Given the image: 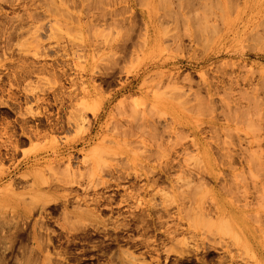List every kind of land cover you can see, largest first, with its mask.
Here are the masks:
<instances>
[{"label": "rangeland", "instance_id": "obj_1", "mask_svg": "<svg viewBox=\"0 0 264 264\" xmlns=\"http://www.w3.org/2000/svg\"><path fill=\"white\" fill-rule=\"evenodd\" d=\"M258 148L264 0H0V264H264Z\"/></svg>", "mask_w": 264, "mask_h": 264}, {"label": "bare ground", "instance_id": "obj_2", "mask_svg": "<svg viewBox=\"0 0 264 264\" xmlns=\"http://www.w3.org/2000/svg\"><path fill=\"white\" fill-rule=\"evenodd\" d=\"M153 1H155V0H152V2ZM150 2H151V0H150ZM239 8H240V10H239V12L241 11V5H239L238 6ZM149 21H150V19H149ZM146 39H145V41L143 42V47H142V50L143 51H147L148 49H149V47L152 45V43H153V37L155 36V34H153L152 33V31L153 32H155L154 30H153V28H151V26L148 24V23H146ZM149 51V50H148ZM88 66V65H87ZM88 89V88H87ZM93 89V88H92ZM123 92V91H122ZM87 94V93H86ZM85 94V95H86ZM92 94V92L91 93H89L88 92V95L90 96ZM93 95V94H92ZM85 106H86V104L85 103H83ZM83 104L81 105V106H83ZM107 108V107H106ZM103 111H104V107L102 106V109H100V111L99 112H97V114H96V123L97 122H99V120L101 119V117H102V114H103ZM79 112H80V114L81 115H78L77 116V118H75V120H74V122H75V124H78V122H81V121H83V120H85L86 118H85V116H86V113H85V110L84 109H82L81 107H80V110H79ZM87 117V116H86ZM172 117H173V124H174V126L175 127H177V125H180L179 124V122H180V120L182 119V116H181V114L179 113V112H177L176 111V108L173 106L172 107ZM85 118V119H84ZM172 119V118H171ZM261 148H258V150H260ZM263 150V149H262ZM262 150H260V151H262ZM264 151V150H263ZM262 151V153H264ZM97 154V153H96ZM98 155V154H97ZM96 155V156H97ZM224 212V208L222 207L221 209H219V213L220 214H222Z\"/></svg>", "mask_w": 264, "mask_h": 264}]
</instances>
